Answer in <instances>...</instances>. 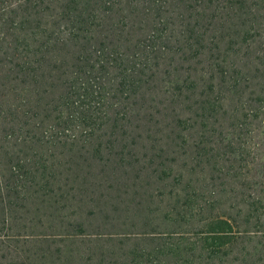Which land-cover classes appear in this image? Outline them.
I'll list each match as a JSON object with an SVG mask.
<instances>
[{
  "label": "trees",
  "instance_id": "obj_1",
  "mask_svg": "<svg viewBox=\"0 0 264 264\" xmlns=\"http://www.w3.org/2000/svg\"><path fill=\"white\" fill-rule=\"evenodd\" d=\"M61 181L116 213L36 231ZM0 264H264V0H0Z\"/></svg>",
  "mask_w": 264,
  "mask_h": 264
},
{
  "label": "rangeland",
  "instance_id": "obj_2",
  "mask_svg": "<svg viewBox=\"0 0 264 264\" xmlns=\"http://www.w3.org/2000/svg\"><path fill=\"white\" fill-rule=\"evenodd\" d=\"M55 184L53 192L41 191L40 193L32 194L28 201L25 202V208L19 209L17 212L23 217L40 220L41 224L37 223L36 231L59 233L63 232L62 230L68 228V225L73 222L88 219L90 214H93L92 216H101L105 214L114 215L116 213L113 207H110L104 201L111 200V203L117 204L119 202L117 199V195L120 194L119 188H108L104 184V187L99 184H95L94 187H87L81 183H71V181L68 183L61 181ZM142 185L136 187L138 193L148 189V187L143 189ZM132 196L135 199L143 200L148 197V192L146 191L144 195H134L133 188H128V196L126 195V197L132 198ZM96 204L99 206H96ZM119 204L124 205L122 202ZM54 240L51 244L55 245V247L72 244L68 241H58L67 240L64 237L55 238Z\"/></svg>",
  "mask_w": 264,
  "mask_h": 264
}]
</instances>
